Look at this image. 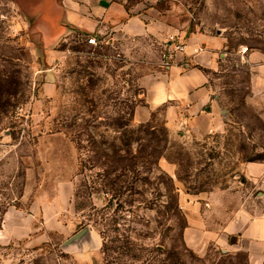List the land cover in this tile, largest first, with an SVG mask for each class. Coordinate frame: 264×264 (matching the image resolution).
<instances>
[{"label": "rangeland", "instance_id": "374dc122", "mask_svg": "<svg viewBox=\"0 0 264 264\" xmlns=\"http://www.w3.org/2000/svg\"><path fill=\"white\" fill-rule=\"evenodd\" d=\"M160 3L224 44L210 75L222 123L204 140L170 132L161 113L134 131L140 72L116 47L52 41L37 6L0 0V264L255 263L216 239L264 217L250 58L264 61V0Z\"/></svg>", "mask_w": 264, "mask_h": 264}, {"label": "crops", "instance_id": "0c3cea01", "mask_svg": "<svg viewBox=\"0 0 264 264\" xmlns=\"http://www.w3.org/2000/svg\"><path fill=\"white\" fill-rule=\"evenodd\" d=\"M17 1L22 7L37 6L39 26L50 34V40L74 33L85 41L95 37L96 47H116L132 63L133 71L140 72L136 78L140 99L133 109L132 123L145 124L161 113L170 132L196 140L209 138L222 123L210 75L224 44L187 19L178 20L174 6H165L161 0ZM180 42L185 44V50L173 51L168 63L162 64L165 46ZM250 58L254 62L253 96L264 103V61L255 54ZM179 194L185 208L191 197ZM14 223H19L18 216L8 212L4 224L9 228ZM9 236L13 238V234ZM221 242L225 246L233 243L230 249L246 252L255 258L254 264H264V217L230 222L223 236L216 239L217 245Z\"/></svg>", "mask_w": 264, "mask_h": 264}, {"label": "built area", "instance_id": "2783aa9c", "mask_svg": "<svg viewBox=\"0 0 264 264\" xmlns=\"http://www.w3.org/2000/svg\"><path fill=\"white\" fill-rule=\"evenodd\" d=\"M86 42L88 45L91 46L97 45L95 37H89ZM184 50H185V44L182 42L166 45L164 48V52L162 54V61L165 64H167L170 57V53H172L173 51L183 52Z\"/></svg>", "mask_w": 264, "mask_h": 264}, {"label": "trees", "instance_id": "16d2710c", "mask_svg": "<svg viewBox=\"0 0 264 264\" xmlns=\"http://www.w3.org/2000/svg\"><path fill=\"white\" fill-rule=\"evenodd\" d=\"M147 127L149 128L148 125H142V124H140V125H138V128L136 130H134V131L140 132L142 128H147ZM119 158H122V157H119ZM116 161H120V160H116ZM141 162H144V161L142 160ZM134 173H136V170H135Z\"/></svg>", "mask_w": 264, "mask_h": 264}]
</instances>
